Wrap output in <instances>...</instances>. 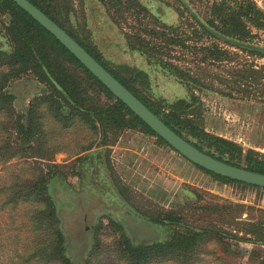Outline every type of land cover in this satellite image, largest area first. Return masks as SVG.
<instances>
[{"label":"rangeland","instance_id":"rangeland-1","mask_svg":"<svg viewBox=\"0 0 264 264\" xmlns=\"http://www.w3.org/2000/svg\"><path fill=\"white\" fill-rule=\"evenodd\" d=\"M217 1L165 0L157 9L139 0H64L60 22L81 43L97 50L122 78H132L133 88L169 111L168 104L187 97L186 89L153 62L184 59L180 55L183 49L148 30L161 28L168 37L165 27H177L181 22L176 10L182 14V21H203L210 5ZM252 1L264 11V0ZM5 23L7 20L0 18V51L9 55L13 47L5 38ZM254 33L258 39L253 43L264 47V32ZM138 38L148 44L146 53L128 48L129 43L137 48ZM48 50L51 63L60 64L67 79L79 82L82 100L99 107L106 104L104 95L76 66L51 47ZM236 53L239 59L264 65L262 59ZM31 65L11 63L0 56V97L14 96L11 104L0 100V264H60L49 255L54 237L44 215V203L21 201L17 196L47 173L50 180L46 188L55 207L56 225L72 264H130L117 246L119 233L108 226L109 219L122 224L134 242L164 241L174 233L204 229L221 234L222 241L209 239L187 257H164L149 264H264V190L260 189L262 195L248 190L230 193L206 182L202 186L187 183L175 187L163 202L149 200L121 186L113 174L109 173L108 182V172L96 170L100 165L97 155L110 164V153L108 157L101 154L98 124L96 133L78 117L68 120L69 109L64 106L61 117L65 118H54L50 103L34 109L36 136L31 146L22 145L17 127H26L30 103L36 104L35 97L55 94ZM194 96L190 119L205 132L231 141L243 153L251 151L264 161V104L216 93L194 92ZM60 101L61 105L68 104ZM111 134H106V141L114 137ZM135 210L149 214L172 211L182 223L150 224ZM95 238L98 246H94Z\"/></svg>","mask_w":264,"mask_h":264},{"label":"trees","instance_id":"trees-1","mask_svg":"<svg viewBox=\"0 0 264 264\" xmlns=\"http://www.w3.org/2000/svg\"><path fill=\"white\" fill-rule=\"evenodd\" d=\"M28 1L71 36L175 134L212 158L228 165L264 174V161L257 158L253 152L243 153L242 148L235 143L205 132L194 120L189 118L192 115L189 108L195 100L194 92L216 93L229 99L264 104V65H257L252 60L239 59L238 53H236V51H239L242 54L264 60V47L253 43L254 40L258 39L257 33L254 32H264V11L254 1L219 0L213 2L207 10L206 19L203 21L194 20L193 18H191L192 22L182 21V14L176 10L181 22L177 27H165L167 28L168 37L165 34L166 32H160L161 28L148 30L155 36L163 37L168 44L183 49L180 55L184 59L153 62L162 72H165L186 89L187 97L168 104L169 111L164 110L162 106L157 105L133 88L131 86L132 78H122L117 71L111 69L102 60L97 50L85 46L61 24L60 13L62 12L61 6L64 0ZM156 1L163 2L165 0ZM0 15L8 17V21L4 25V34L9 45L11 44L13 47L9 55H5L0 51V56H4L11 63H22L25 67L31 63L37 76L40 79L42 78L41 80L49 84L55 91L54 95L35 97L33 101L36 103L35 108V105L32 102L30 103L27 109L26 127L22 125L17 127L22 145L31 146L33 144L37 123L35 110L37 111V107L40 105L50 103L52 107L49 110L55 114L54 118H65L61 117L63 115L61 109L64 106L69 109V113H67L68 120L78 117L85 124L92 126L93 131L96 133H98L96 125L98 124L101 127L100 146L103 147L101 154L104 152L107 157L110 153L108 146L113 145L119 134L128 129H139L150 134L174 151L94 77L55 37L14 2L0 0ZM137 42V48L132 43L128 44V48L142 53H146V49L150 50L145 41L138 38ZM47 46L56 50L64 59L76 66L84 77L104 95L107 101L104 106L90 105L85 102V99H81L82 93L79 82L76 78L72 81L67 79L66 73L60 70L61 65L51 63ZM188 56L192 59H186ZM0 100L3 103L11 104L14 101V96L3 95ZM60 100L66 101L68 104L66 105L64 102L65 105H61ZM109 133H112L111 135L114 137L111 138V141H106V134ZM102 158V156L97 155L103 171L105 174L106 171L108 172L106 180L110 182L109 173L119 179L110 164L108 162L104 163ZM242 163H244V166H242ZM195 166L212 179L222 183L240 184L264 190V188L234 181L202 169L197 165ZM49 180L50 175L48 173L44 174L29 188H25L23 193L19 192L17 195L18 200H34L44 203V215L54 237V246L49 255L60 264H72L70 258L65 254L63 234L56 225L55 207L46 188ZM117 182L121 186H125L120 180ZM112 190H115V188H112ZM135 211L141 220L150 224L179 225L182 223L181 217L172 211L153 214ZM108 226L119 233L117 246L130 264H149L154 259L171 256L187 257L198 245L209 239L222 241L219 232L204 229L188 234L174 233L164 241L134 242L129 238L122 224L109 219ZM94 246H98L96 238L94 239Z\"/></svg>","mask_w":264,"mask_h":264},{"label":"crops","instance_id":"crops-1","mask_svg":"<svg viewBox=\"0 0 264 264\" xmlns=\"http://www.w3.org/2000/svg\"><path fill=\"white\" fill-rule=\"evenodd\" d=\"M140 1H146L149 7L157 6V9L163 4L156 0ZM0 18L8 21L5 15H0ZM155 140L156 137L139 129H128L119 134L113 145L108 146L110 164L117 177L126 187L147 199L160 203L168 199L179 184L202 186L205 182L230 193L248 190L255 195H262V189L212 179L176 151ZM95 150L100 152L99 148ZM99 166L96 170L98 168L103 172L102 166Z\"/></svg>","mask_w":264,"mask_h":264},{"label":"water","instance_id":"water-1","mask_svg":"<svg viewBox=\"0 0 264 264\" xmlns=\"http://www.w3.org/2000/svg\"><path fill=\"white\" fill-rule=\"evenodd\" d=\"M38 24L55 37L94 77H96L132 113L142 120L156 135L162 138L182 157L214 174L241 183L264 188V174L245 170L221 162L201 152L175 134L163 121L141 103L128 89L104 69L87 51L62 28L48 18L28 0H11Z\"/></svg>","mask_w":264,"mask_h":264}]
</instances>
